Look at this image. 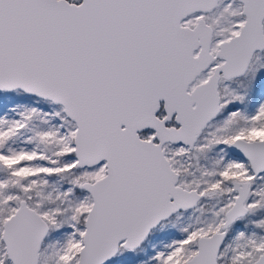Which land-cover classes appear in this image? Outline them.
<instances>
[{
    "label": "snow or ice",
    "instance_id": "snow-or-ice-1",
    "mask_svg": "<svg viewBox=\"0 0 264 264\" xmlns=\"http://www.w3.org/2000/svg\"><path fill=\"white\" fill-rule=\"evenodd\" d=\"M0 264H264V0H0Z\"/></svg>",
    "mask_w": 264,
    "mask_h": 264
}]
</instances>
